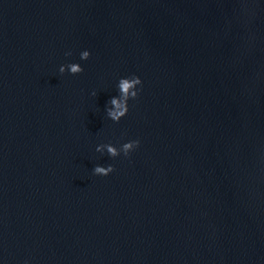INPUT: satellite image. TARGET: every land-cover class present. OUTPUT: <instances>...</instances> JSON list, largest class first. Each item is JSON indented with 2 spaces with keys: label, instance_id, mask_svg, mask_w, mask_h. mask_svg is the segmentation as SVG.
Listing matches in <instances>:
<instances>
[{
  "label": "water",
  "instance_id": "obj_1",
  "mask_svg": "<svg viewBox=\"0 0 264 264\" xmlns=\"http://www.w3.org/2000/svg\"><path fill=\"white\" fill-rule=\"evenodd\" d=\"M0 264H264V0H0Z\"/></svg>",
  "mask_w": 264,
  "mask_h": 264
},
{
  "label": "clouds",
  "instance_id": "obj_2",
  "mask_svg": "<svg viewBox=\"0 0 264 264\" xmlns=\"http://www.w3.org/2000/svg\"><path fill=\"white\" fill-rule=\"evenodd\" d=\"M65 55H71L70 52L65 53ZM90 53L85 50L80 53L81 60H87ZM67 68L70 74H79L83 71L82 67L77 63H71L68 65H61L59 67V72L63 74ZM142 85L139 77L133 75L131 77L121 78L118 81V95L112 97L109 100V107L106 108V114L109 119L113 122H119L122 117H124L128 112V101L130 99L135 100L138 97L140 89L137 86ZM95 95V93H92ZM139 140H131L123 143L119 149H117L112 144H101L96 147V152L103 154L106 150L109 157L115 158L121 154L127 157L132 151H134L139 146ZM114 171L112 165L95 166L93 170L94 175L107 176Z\"/></svg>",
  "mask_w": 264,
  "mask_h": 264
}]
</instances>
